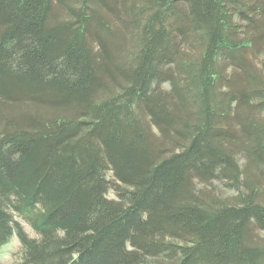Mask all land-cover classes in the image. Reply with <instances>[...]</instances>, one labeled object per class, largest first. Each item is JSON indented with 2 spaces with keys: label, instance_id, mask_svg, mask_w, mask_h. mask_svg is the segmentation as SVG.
Wrapping results in <instances>:
<instances>
[{
  "label": "trees",
  "instance_id": "obj_1",
  "mask_svg": "<svg viewBox=\"0 0 264 264\" xmlns=\"http://www.w3.org/2000/svg\"><path fill=\"white\" fill-rule=\"evenodd\" d=\"M261 58L264 0H0V249L264 264Z\"/></svg>",
  "mask_w": 264,
  "mask_h": 264
},
{
  "label": "rangeland",
  "instance_id": "obj_2",
  "mask_svg": "<svg viewBox=\"0 0 264 264\" xmlns=\"http://www.w3.org/2000/svg\"><path fill=\"white\" fill-rule=\"evenodd\" d=\"M262 58L257 60V67L261 69L264 73V63L262 62ZM249 173H254L253 169L249 171ZM262 179L258 183L259 187H263L264 192V169L262 170ZM259 174V173H258ZM226 181H218L212 180L210 183H199L197 187L201 189L203 195H213L215 197H220L224 200L232 199L236 194L237 189L231 186V183H225ZM230 184V185H229ZM109 197H115L113 191H108ZM23 227L31 232L30 228L27 226L26 222H22ZM261 238H264V232L258 233ZM20 253V244L17 237L14 235L11 237L8 243H6L0 249V264H16V261L19 259Z\"/></svg>",
  "mask_w": 264,
  "mask_h": 264
}]
</instances>
